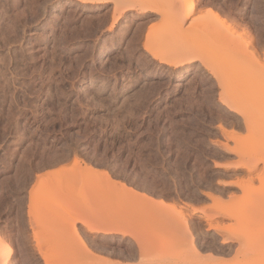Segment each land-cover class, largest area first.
Returning a JSON list of instances; mask_svg holds the SVG:
<instances>
[{
  "label": "rangeland",
  "instance_id": "1",
  "mask_svg": "<svg viewBox=\"0 0 264 264\" xmlns=\"http://www.w3.org/2000/svg\"><path fill=\"white\" fill-rule=\"evenodd\" d=\"M258 60L264 0H0L7 264H264Z\"/></svg>",
  "mask_w": 264,
  "mask_h": 264
},
{
  "label": "bare ground",
  "instance_id": "2",
  "mask_svg": "<svg viewBox=\"0 0 264 264\" xmlns=\"http://www.w3.org/2000/svg\"><path fill=\"white\" fill-rule=\"evenodd\" d=\"M103 0H94V2H96V3H101ZM170 1V0H169ZM144 3V2H143ZM148 3V2H147ZM171 3V2H170ZM195 6H196V3H194V2H192L191 3V8L193 9V8H195ZM162 9V8H161ZM192 9L190 10V11H192ZM158 10H159V8H158ZM162 11V10H161ZM211 13V12H210ZM214 13V12H213ZM189 15V12H186V13H184L183 15H181V16H183V17H187ZM226 24V23H225ZM242 38L243 39H245V37H244V35H242ZM246 42V41H245ZM247 42H249L248 40H247ZM103 54H105V51H103V52H101V55H103ZM154 54V53H153ZM256 54V53H255ZM253 55V54H252ZM254 56V55H253ZM255 57V56H254ZM254 57H252V58H254ZM256 59V58H255ZM257 60V59H256ZM187 61V60H186ZM190 61V60H189ZM183 62V61H182ZM258 63H259V65L262 67V69L264 70V63L262 62H260L259 60H258ZM186 72V71H185ZM189 72V71H188ZM185 74L186 73H184V75H182V76H185ZM179 79V78H178ZM181 79V78H180ZM179 79V80H180ZM224 129V131H225V134L227 133V135L229 136V131L227 130V129H225V128H223ZM218 203V202H217ZM254 209V208H253ZM259 213V212H258ZM250 215V214H249ZM260 215H261V213H260ZM252 217H253V215H252ZM114 228H115V226H113ZM112 227V228H113ZM113 228V229H114ZM100 229V228H99ZM98 229V230H99ZM103 229V228H102ZM109 229H111V227L109 228ZM113 229H111V230H113ZM101 230V229H100ZM108 230V229H107ZM110 230V231H111ZM118 230V229H117ZM116 229H115V231H117ZM2 237H1V235H0V247L2 246L1 244H2ZM71 257H72V255H71ZM97 257V256H96ZM55 257L54 256H51V255H48V254H46V255H44V259H45V262H46V264H54L55 263V259H54ZM64 258H65V256H64ZM67 258V257H66ZM68 258H70V257H68ZM99 260H100V258L99 257H97ZM7 256H6V249L3 247H1L0 248V264H7ZM65 261V260H64ZM63 262V261H62ZM56 264V263H55Z\"/></svg>",
  "mask_w": 264,
  "mask_h": 264
}]
</instances>
